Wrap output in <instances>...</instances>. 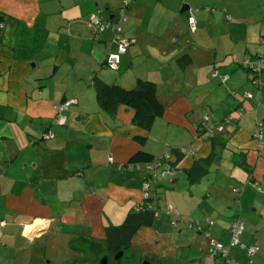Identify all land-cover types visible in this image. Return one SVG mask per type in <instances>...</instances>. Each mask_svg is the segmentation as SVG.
<instances>
[{
	"label": "crops",
	"instance_id": "1",
	"mask_svg": "<svg viewBox=\"0 0 264 264\" xmlns=\"http://www.w3.org/2000/svg\"><path fill=\"white\" fill-rule=\"evenodd\" d=\"M224 3L132 0L122 24L123 37L132 42L111 69L105 60L116 49L113 31L95 40L89 19L97 14L115 22L123 0H0V252L9 241H33L48 229L67 231L74 243L103 241L104 227L114 225V217L123 221L143 200L139 178L117 167L144 150L168 155L158 168L175 170L170 186H155L165 190L174 216L166 208L161 213L165 204H154L149 186L148 204L158 214L146 228L156 236L167 223L179 230L199 224L197 238L203 235L209 248L211 240L227 246L239 217L240 241L259 249L248 256L234 246L230 257L237 264H264V85H254L243 65L264 54V0ZM184 54L191 63L182 67L177 59ZM138 79L155 83L164 106L149 129L133 123L132 108L118 105L109 113L97 98V83L131 89ZM259 79L264 83V70ZM71 99L65 121L55 123L56 106ZM203 115L222 131L200 136ZM230 115L235 121L228 123ZM256 122L262 140L253 136ZM49 130L54 136L45 139ZM180 178L185 187L177 188ZM187 237L157 259H173L183 245L190 250L182 264H221ZM19 246L0 264L23 261Z\"/></svg>",
	"mask_w": 264,
	"mask_h": 264
},
{
	"label": "rangeland",
	"instance_id": "2",
	"mask_svg": "<svg viewBox=\"0 0 264 264\" xmlns=\"http://www.w3.org/2000/svg\"><path fill=\"white\" fill-rule=\"evenodd\" d=\"M210 1H212V8H214L216 3L218 4V6L222 7L223 3L226 2L227 0H210ZM248 1H251L252 3L253 0H237L239 4L243 2L245 5L249 3ZM236 6L239 7L240 5H236ZM251 18L252 20H254L258 18V16L256 15L255 12H253ZM160 96L161 93H159V97ZM204 116L205 115L201 117L200 123L202 122ZM209 122H211L210 119ZM161 170H162L161 168H157L155 169V171H153L152 179H149L148 184L151 187L154 204L156 202H160V204H165L163 209H161V213H163L165 208L167 209L168 207V204L166 203L167 199H165L163 195V191L165 192V190H163L161 187L156 188L155 186L159 183H164L165 186H170L173 174L168 173L165 176H162ZM132 173L133 174L131 175L139 178V181H141V188H142L144 178L147 176V170L142 169L138 171L137 169H135ZM175 186L177 188L185 187V183L180 178V180ZM154 189L159 190L160 193L158 196L155 195V193L153 192ZM159 215H160V211H159ZM106 222L108 223V221ZM112 222L114 226H118L121 224L122 221L121 219L114 217ZM170 226L171 225L167 223V229L163 232V234L161 235L160 233L156 236H155L156 232H152L150 228L141 227L134 234L133 238L130 241V245L128 249L124 252V255L118 260H114L113 256H111L109 257L108 261L106 260L105 263H102V260L104 259V254H107L106 251H104L103 257H101L100 260L96 261L95 258L91 256V254L87 250L83 249V252L76 251L77 247L79 246L76 243L70 241V238L72 237L70 233H68L67 231L64 232L59 231V229L57 230L48 229V231L43 236H41L40 238H36L33 241L19 240L18 242L20 246H23L24 252L23 254H20L18 256L21 257L23 255L24 260L23 261L14 260V262L15 264H70L76 260H84L86 261L84 264H143V262L145 261H148L149 264H182V262L185 261L180 259L182 250L183 248L190 246L182 245L181 247H177V255L173 259L170 257V260L169 259L162 260V258L158 260L156 256L158 255L166 256L167 254L165 252L167 250L166 248L172 247L170 245L171 243L180 244L184 242L186 236L188 237L190 236L194 239V241L190 239L189 244L195 250L198 249L204 251L208 249L207 252L209 255L210 248L207 244L206 241L207 239H205L203 235L197 238L198 235L195 227L194 228L185 227L179 230L178 227L175 228ZM188 237L186 239H188ZM9 242L10 243L7 244V249L0 252V258H2L0 260H3L4 257L8 259L9 255L12 253V247H15V245H17L18 243L17 241H9ZM228 245H229V241L227 246ZM152 255H155L156 259H152L151 258Z\"/></svg>",
	"mask_w": 264,
	"mask_h": 264
},
{
	"label": "trees",
	"instance_id": "3",
	"mask_svg": "<svg viewBox=\"0 0 264 264\" xmlns=\"http://www.w3.org/2000/svg\"><path fill=\"white\" fill-rule=\"evenodd\" d=\"M180 66L185 67L191 63L188 55L184 54L177 59ZM248 71V70H247ZM250 73V81L253 78L252 72ZM97 98L100 106L109 113L118 105H125L133 109L134 114L132 121L135 125L149 129L156 118L162 116L164 106L157 98L156 85L152 81L138 79L135 87L125 89L117 84H96ZM213 138V137H212ZM139 143H143V138L136 137ZM156 159L155 156L139 150L135 152L124 165L139 164V163H152ZM212 159V154L201 161L208 163ZM197 165H200L199 163ZM150 177V173L144 178ZM148 201H142L131 211H129L122 223L118 226L106 225L104 227L103 241H93L91 239L80 238L76 240V244L81 248V252L87 250L96 261L103 257L105 261L109 257L114 256L116 253L124 252L128 249L130 241L134 234L141 227H150L153 225L155 215L153 211L147 208ZM74 241V240H73ZM72 241V242H73ZM122 255V256H123ZM84 260H76L70 264H84Z\"/></svg>",
	"mask_w": 264,
	"mask_h": 264
},
{
	"label": "built area",
	"instance_id": "4",
	"mask_svg": "<svg viewBox=\"0 0 264 264\" xmlns=\"http://www.w3.org/2000/svg\"><path fill=\"white\" fill-rule=\"evenodd\" d=\"M132 0H123V7L120 8L119 14L117 17V20L115 22H109V21H102L101 18L97 14H92L89 23L93 27V39H97L99 37V34L105 30L110 28L113 31L114 34V42L116 43V49L112 52H109L105 64L107 67L111 69H117L119 62H120V57L126 52L127 47L129 46L130 42H132L130 39H126L122 35V24L126 21L127 16L125 14V8L127 5ZM187 22L190 26L191 30H195V18L193 17L192 14L188 15L187 17ZM245 68L252 72L253 78L251 82L254 85L257 86H262L264 83H261L259 76L264 70V54L257 55L253 60L246 59L243 63ZM213 77L217 76L218 73L217 71L213 72ZM225 79V76L222 77V80ZM246 98H251L252 94L250 92H246L245 94ZM72 103H75L74 99L65 101L59 105L56 106V117L54 119V122L57 124H62L65 121V114L64 111L68 108V106ZM239 114H241V111H238ZM234 117L233 116H228L226 119V122L231 123L234 122ZM262 123L261 122H256L253 130V136L258 139L262 140L263 138V132H262ZM223 125H217L212 122H209V116L205 115L202 122L198 126V133L202 137H211L213 135L214 131H222ZM54 136L53 131H47L43 134V137L45 139L51 138ZM168 158V155H162L156 158L152 163H139V164H129V165H118L117 169L122 171V172H132L135 169L138 171L145 169L147 170V174L150 173V171H155L160 166L161 161L166 160ZM112 158H109V161H111ZM175 170L173 168L169 169H162L161 170V175L165 176L168 173H174ZM149 178H146L143 183V200L142 201H148L149 195H148V190H149V184H148ZM257 187V184H255ZM260 189V188H259ZM147 208L150 210V205L148 204ZM167 213L173 217L174 216V208L172 205H168L167 207ZM157 213H155L156 215ZM208 224H212V221L206 220ZM172 224H175V221L172 222ZM199 226V224H196L195 227ZM193 227V226H192ZM244 230V223L243 221L239 218L236 217L232 221L230 228H229V245L228 246H223L221 243L211 240L210 241V250H209V256L216 257L221 261V264H237L234 262L230 256H229V251L232 247L234 246H239L240 248H243L248 256L254 255L258 249L259 246L254 243L251 245H244L240 241V235Z\"/></svg>",
	"mask_w": 264,
	"mask_h": 264
},
{
	"label": "water",
	"instance_id": "5",
	"mask_svg": "<svg viewBox=\"0 0 264 264\" xmlns=\"http://www.w3.org/2000/svg\"><path fill=\"white\" fill-rule=\"evenodd\" d=\"M188 8H189L188 6H184V7H182L181 11H184V10H186V9H188ZM189 250H190V247H185V248H183L182 253H181V255H180V258H181V259H184V258L188 255V251H189ZM122 255H123V252L120 251V252L116 253V254L113 256V259H114V260H118V259H120V258L122 257ZM105 262H106L105 259H103V260H102V263H105ZM143 264H149V263H148V261H145V262H143Z\"/></svg>",
	"mask_w": 264,
	"mask_h": 264
}]
</instances>
